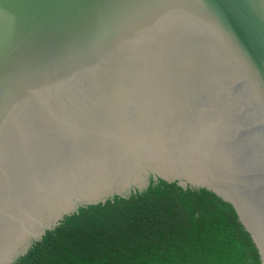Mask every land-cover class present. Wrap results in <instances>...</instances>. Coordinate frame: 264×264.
<instances>
[{"label": "water", "instance_id": "95a60500", "mask_svg": "<svg viewBox=\"0 0 264 264\" xmlns=\"http://www.w3.org/2000/svg\"><path fill=\"white\" fill-rule=\"evenodd\" d=\"M179 194L229 203L264 264V0H0V264Z\"/></svg>", "mask_w": 264, "mask_h": 264}, {"label": "trees", "instance_id": "16d2710c", "mask_svg": "<svg viewBox=\"0 0 264 264\" xmlns=\"http://www.w3.org/2000/svg\"><path fill=\"white\" fill-rule=\"evenodd\" d=\"M14 264H261L221 198L146 195L85 205Z\"/></svg>", "mask_w": 264, "mask_h": 264}]
</instances>
